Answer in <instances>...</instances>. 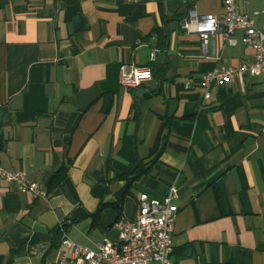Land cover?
Segmentation results:
<instances>
[{
  "label": "crops",
  "instance_id": "obj_1",
  "mask_svg": "<svg viewBox=\"0 0 264 264\" xmlns=\"http://www.w3.org/2000/svg\"><path fill=\"white\" fill-rule=\"evenodd\" d=\"M236 3L262 10V27L264 0ZM189 9L219 16L223 3L0 0V163L45 190L0 181V264H55L60 221L78 244L116 240L137 196L171 185L170 264H264V73L203 99L200 75L252 50L240 32L233 46L186 32ZM121 64H151L154 79L121 86Z\"/></svg>",
  "mask_w": 264,
  "mask_h": 264
},
{
  "label": "built area",
  "instance_id": "obj_2",
  "mask_svg": "<svg viewBox=\"0 0 264 264\" xmlns=\"http://www.w3.org/2000/svg\"><path fill=\"white\" fill-rule=\"evenodd\" d=\"M221 15H196L189 9L182 20L186 32H194L201 37L208 34L219 36L222 43L236 45V32H240V43L252 50V57L234 66H215L200 75L199 85L203 99H208L213 85H223L245 75L264 73V21L257 27L256 17L262 10L239 11L236 0H222ZM154 50L150 59L154 58ZM121 86L137 87L154 79L151 64H121L117 73ZM191 84L185 83L189 88ZM0 181L13 184L16 189L27 192L33 197L45 196L39 184L30 181L24 171L10 170L0 163ZM177 189L171 185L161 197H149L146 193L137 196V215L134 219L120 218L115 222L117 239L108 237L94 246L74 242L67 234L66 223H57L59 234V253L55 264H170L171 234L177 213L174 200Z\"/></svg>",
  "mask_w": 264,
  "mask_h": 264
},
{
  "label": "trees",
  "instance_id": "obj_3",
  "mask_svg": "<svg viewBox=\"0 0 264 264\" xmlns=\"http://www.w3.org/2000/svg\"><path fill=\"white\" fill-rule=\"evenodd\" d=\"M160 32V34H162V32L161 31H159ZM161 36V35H160ZM161 38V37H160ZM156 156V155H155ZM154 156V157H155ZM153 157V158H154ZM64 168L65 167H61V168H59L57 171H55L54 172V174H53V176L51 177V181H50V187L52 188V187H55V186H58V185H60L61 183H62V180H63V176H64V174H65V172H64ZM135 171H137V174H140V173H142V172H144L145 171V169L142 167V165L141 164H137V166H136V168H135ZM125 176H127V174H122L120 177H125Z\"/></svg>",
  "mask_w": 264,
  "mask_h": 264
}]
</instances>
